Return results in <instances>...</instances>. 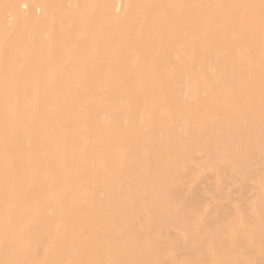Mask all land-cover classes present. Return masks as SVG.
Masks as SVG:
<instances>
[{"label":"bare ground","instance_id":"obj_1","mask_svg":"<svg viewBox=\"0 0 264 264\" xmlns=\"http://www.w3.org/2000/svg\"><path fill=\"white\" fill-rule=\"evenodd\" d=\"M0 264H264V0H0Z\"/></svg>","mask_w":264,"mask_h":264}]
</instances>
